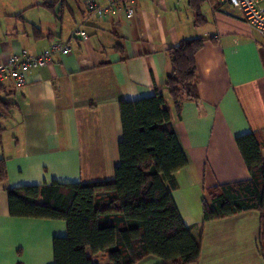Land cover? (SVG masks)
<instances>
[{
    "label": "crops",
    "instance_id": "obj_1",
    "mask_svg": "<svg viewBox=\"0 0 264 264\" xmlns=\"http://www.w3.org/2000/svg\"><path fill=\"white\" fill-rule=\"evenodd\" d=\"M7 1L0 8V61L21 49L38 54L56 41H70L72 52L28 72L20 88L5 83L16 107L2 119L8 179L0 184V264H54V238L68 232L64 220L11 215L7 189L114 179L123 139L120 102L157 90L165 94L188 158L175 173L172 195L201 242L198 261L189 264H264L259 211L214 220L204 215L209 189L250 178L236 138L264 135V36L241 12L206 1L205 23L198 24L189 0H138L131 19L124 7L104 18L93 15L88 0H66L59 17L42 5L58 0L24 8L21 0ZM35 26L43 35L35 37ZM78 27L88 38L73 36ZM193 37L206 39L196 55L200 100L186 101L178 113L164 89L168 50ZM162 262L151 255L135 264Z\"/></svg>",
    "mask_w": 264,
    "mask_h": 264
},
{
    "label": "trees",
    "instance_id": "obj_2",
    "mask_svg": "<svg viewBox=\"0 0 264 264\" xmlns=\"http://www.w3.org/2000/svg\"><path fill=\"white\" fill-rule=\"evenodd\" d=\"M206 1L214 8L221 5L220 0H189L198 24L205 23ZM42 5L59 17L66 0ZM33 31L35 37L43 35L36 26ZM205 42L203 37L184 38L168 50L171 69L164 89L178 113L186 101L200 100L196 55ZM5 92L0 81V147L2 119L16 107ZM120 111L123 139L114 179L9 188L11 215L67 223V235L54 238V264H135L151 255L160 257L161 264L198 261L201 242L185 224L172 195L175 173L188 165V158L165 94L157 90L151 96L121 100ZM236 142L250 178L209 189L205 220L259 211L264 255V135L254 131L238 136ZM7 179V159L0 155V184Z\"/></svg>",
    "mask_w": 264,
    "mask_h": 264
},
{
    "label": "built area",
    "instance_id": "obj_3",
    "mask_svg": "<svg viewBox=\"0 0 264 264\" xmlns=\"http://www.w3.org/2000/svg\"><path fill=\"white\" fill-rule=\"evenodd\" d=\"M137 1L109 0L108 4L100 5L94 0H88L87 10L93 15L104 18L124 7L126 17L131 19L136 14ZM220 3L240 11L245 21L264 36V0H220ZM73 36L82 39L88 38V34L81 27L74 30ZM71 52L70 41H56L38 54L21 49L19 52L13 53L6 62L0 61V81L12 82L17 88H20L27 83L28 72L48 66L53 62L56 54Z\"/></svg>",
    "mask_w": 264,
    "mask_h": 264
},
{
    "label": "rangeland",
    "instance_id": "obj_4",
    "mask_svg": "<svg viewBox=\"0 0 264 264\" xmlns=\"http://www.w3.org/2000/svg\"><path fill=\"white\" fill-rule=\"evenodd\" d=\"M22 2V7L24 8L25 6H28V4H32L38 0H21ZM8 3L7 0H0V8H4L6 6V4ZM1 17V16H0ZM4 23V22H3ZM4 24H7V22H5ZM7 82H4V84ZM6 87V86H5ZM7 89V88H6ZM5 131H6V127H5Z\"/></svg>",
    "mask_w": 264,
    "mask_h": 264
}]
</instances>
